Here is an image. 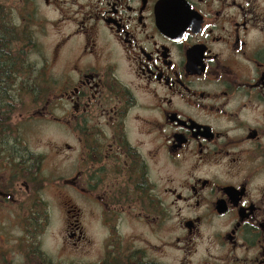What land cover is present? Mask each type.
I'll list each match as a JSON object with an SVG mask.
<instances>
[{
  "label": "flooded vegetation",
  "instance_id": "flooded-vegetation-1",
  "mask_svg": "<svg viewBox=\"0 0 264 264\" xmlns=\"http://www.w3.org/2000/svg\"><path fill=\"white\" fill-rule=\"evenodd\" d=\"M20 1L0 8V264H65L45 247L53 180L71 244L99 243L73 264H264V0ZM48 26L52 85L18 48ZM51 120L56 178L26 136Z\"/></svg>",
  "mask_w": 264,
  "mask_h": 264
},
{
  "label": "rangeland",
  "instance_id": "rangeland-1",
  "mask_svg": "<svg viewBox=\"0 0 264 264\" xmlns=\"http://www.w3.org/2000/svg\"><path fill=\"white\" fill-rule=\"evenodd\" d=\"M8 7L9 10L18 14L21 17L25 16L26 9L20 0H0V8L3 6ZM8 10V9H7ZM29 11V9L27 8ZM43 14H47L49 18H55L56 14L49 13L47 8L42 10ZM49 31L44 44L39 45L40 48L35 45H19L18 48L21 52H31L34 51L44 53L43 56L49 59V67L46 76L49 78V85H52L54 81L61 75V67L67 63L65 53L61 56L57 50V45L51 36H56V31L48 26ZM38 49V50H33ZM34 61L36 57L31 56ZM72 62V61H71ZM40 68H42L40 66ZM51 94L55 92L54 88L50 89ZM27 99V98H25ZM57 104H55V116ZM27 139L31 141L32 148L34 150H41L45 152V165L49 166V174L52 178H56L57 172H60V164L63 162V157L59 156L60 145L64 140L68 139V136L61 130L60 126L54 122L43 124L41 122L33 123L30 125V133L27 135ZM56 180V179H55ZM63 194H59L57 190V185L54 180L51 181L50 185L44 192L46 202L50 203V206L56 209V215L54 222L49 226L44 239H46V250L49 255L57 261H65V264H73L75 261L90 262L95 256V250L97 251L99 243H95V236H92L93 241H91V236L88 234V238L82 239L79 245H72L69 240L68 228H67V208L69 204L75 202V196L73 190L66 188L63 189ZM60 206V208H59ZM63 208V210H62ZM60 209L62 211H60ZM70 236L72 237V233ZM101 236L97 239L98 242L101 241ZM148 238V237H147ZM90 241H86V240ZM64 263V262H63ZM77 264V263H76Z\"/></svg>",
  "mask_w": 264,
  "mask_h": 264
},
{
  "label": "trees",
  "instance_id": "trees-1",
  "mask_svg": "<svg viewBox=\"0 0 264 264\" xmlns=\"http://www.w3.org/2000/svg\"><path fill=\"white\" fill-rule=\"evenodd\" d=\"M0 11H1V10H0ZM3 16H6L4 12L1 13V18H0V20H4ZM5 20H6V19H5ZM2 47H3V49H6L7 51H11V48H12L11 46H8V45H2ZM0 51H2V50H0ZM0 97H1V99H3V100H11V99L14 98L10 93H7V94H5V93H0ZM13 100H14V99H13Z\"/></svg>",
  "mask_w": 264,
  "mask_h": 264
}]
</instances>
